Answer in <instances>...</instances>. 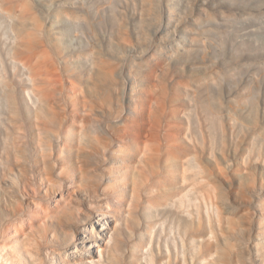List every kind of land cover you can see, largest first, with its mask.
<instances>
[{
	"label": "rangeland",
	"instance_id": "obj_1",
	"mask_svg": "<svg viewBox=\"0 0 264 264\" xmlns=\"http://www.w3.org/2000/svg\"><path fill=\"white\" fill-rule=\"evenodd\" d=\"M45 208L121 264L205 241L261 264L264 0H0V219Z\"/></svg>",
	"mask_w": 264,
	"mask_h": 264
},
{
	"label": "bare ground",
	"instance_id": "obj_2",
	"mask_svg": "<svg viewBox=\"0 0 264 264\" xmlns=\"http://www.w3.org/2000/svg\"><path fill=\"white\" fill-rule=\"evenodd\" d=\"M254 120H256V119H254ZM253 123H254V121H253ZM235 135H237V134H235ZM137 143H136V146L138 145ZM153 147H154V149L156 148L155 145ZM135 149H138V148H135ZM150 150H151V148H150ZM151 152H153V151L151 150ZM261 154H262V152H261ZM249 155H250V153H249ZM138 158H140V157H138ZM257 158H259V157H257ZM257 163H258V161H257ZM243 164H244V162H243ZM196 165H197V163H196ZM130 167H132V166H130ZM118 168H121V167H118ZM199 168H200V166H199ZM125 170H127V169H125ZM183 170L186 171L185 168H183ZM195 171H196V169H195ZM125 172H124V174H125ZM200 172H202V171H200ZM183 173H185L184 175H186L187 171L183 172ZM202 174H204V173H202ZM184 175H182V176H184ZM199 176H200V174H199ZM186 177H187V175H186ZM186 177H185V179H187ZM112 179H113V183H114L113 185H118L123 180L120 177V175H118L117 172H115L113 174ZM183 179H184V177H183ZM198 179H199V177H198ZM202 179H203V177H202ZM202 179H200V180H202ZM193 181H195V179ZM204 181H201V182L205 183ZM183 182H184V180H183ZM186 182H188V181H186ZM186 182H184L183 184L185 185ZM140 183H141V181H140ZM192 183H193V185L194 184L197 185L198 182H196V183L192 182ZM202 186H203V184H202ZM190 188H192V187H190ZM213 189H214V191H216L215 188H213ZM188 191L191 192L192 190L190 189ZM189 193L185 194V197H187V199H188V196H186V195H188ZM200 193H201V191H200ZM206 193H208V192H206ZM203 194H205V191H204V193H202V195ZM212 195H214V193ZM215 195H216V193H215ZM62 198H63V194H62ZM181 198H182V195L179 197V199H180L179 202H182ZM183 198H184V196H183ZM177 199L174 200L175 203H176ZM204 199L205 198H203V200ZM215 199H217V198H215ZM188 200H189V202H187V204H186L187 206L190 203V199H188ZM196 200H198V199L196 198ZM196 200H195V202L194 201L193 202L196 203ZM201 200H202V197H201ZM197 202H199V201H197ZM210 202H212L211 199H210ZM185 203L186 202H184V204ZM205 205H207V204H205ZM211 205H212V203H211ZM211 205H210V207L213 208ZM189 206H191V205H189ZM197 206L199 207V205H196L195 209H197ZM215 206H216V203H215ZM181 208L183 209V205H182ZM190 208H192V206ZM190 208H188V209L191 211ZM215 208H217V206ZM218 209H219V207H218ZM190 211H188V212L190 213ZM62 212L63 211L62 210L60 211V209L57 210V211H52L51 212V211H48V209L45 208V209L42 210V212L40 214H36V215L28 216V217L26 216V218H16V217L14 218V216H12L10 214H6L7 217H8L6 220H2L3 218L0 219V264H121L120 263V258L118 256L119 253H117V252L120 251L121 247H123L125 245V241L124 240H117V241H115V246L110 248L109 244L111 243V240L108 241L106 238H107V235H108L107 230H109V232H110L111 229H109V227L106 228V229L104 228L102 230L103 231L102 234L104 236L100 237V235H97L95 233V226H94V223L96 222L95 220L90 221L91 225H92V228H93V231H92V235L93 236L92 237H88L86 235V236H84L83 239H80L79 241L78 240L75 241V234L74 233L71 234L73 236V240L72 241H74V244H75L74 250H73L71 244L69 245L68 243L63 242L62 238H61V235L57 234L58 230H57V224H56L58 222H60V223L63 222L64 213H62ZM207 214H208V211H207ZM100 215H101V218L98 219L99 222H97V223L99 225L104 224V225H108L109 226V223H108V219H109L108 217L109 216L105 215V213L104 214H100ZM212 215H213V212H212ZM216 217L218 219L221 218L220 216L218 217V215ZM39 220H43L44 224H40L39 225L38 224ZM201 226H203V224ZM86 228H87V224H86ZM47 232L49 234L56 235L55 238L54 239H50V236L47 235ZM147 234L149 236V233H147ZM148 238L149 237H147V240H148ZM241 240H243V239L241 238ZM91 242H93L92 245L90 244ZM101 242L104 243V245H106V246L103 247ZM147 243H148V241H147ZM93 245L98 248V251H95V248L93 247ZM254 246L261 247V249H258V251H257V256L259 258H256V259L260 260L261 264H264V241H263V239H259L256 242H254ZM236 247L238 248V244H237ZM236 247L234 245H232V243H226V245L224 246L222 244L217 245L215 243H211L210 241H205V243L202 246V250H200L199 253H196L194 258H192L191 260H189V258L187 259L185 257L183 259H181L180 256L177 255L176 253H175L176 256H174L173 255L174 253L172 252V249L170 248V255H168L166 257L164 256L167 259V261H163L162 260V262H161V260H160L161 258L154 259L152 256L148 255L147 256V264H245L248 256L247 257L242 256L243 253H242V255H240V252L238 253V251H236V249H237ZM176 249L177 248L175 246V250ZM249 250H251V249H249ZM108 254H110V255H108ZM244 254H245V252H244ZM97 255H98V259H97ZM135 258H136L135 262H133V261H128L127 262L126 261L123 264H144L143 260H142V256L140 255L139 251L136 252ZM250 258H252V257H250Z\"/></svg>",
	"mask_w": 264,
	"mask_h": 264
}]
</instances>
